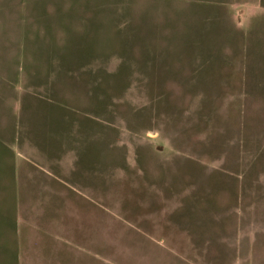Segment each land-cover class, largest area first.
I'll return each instance as SVG.
<instances>
[{"label":"rangeland","instance_id":"374dc122","mask_svg":"<svg viewBox=\"0 0 264 264\" xmlns=\"http://www.w3.org/2000/svg\"><path fill=\"white\" fill-rule=\"evenodd\" d=\"M228 13L0 0V179L65 157L99 264H264V49Z\"/></svg>","mask_w":264,"mask_h":264},{"label":"crops","instance_id":"0c3cea01","mask_svg":"<svg viewBox=\"0 0 264 264\" xmlns=\"http://www.w3.org/2000/svg\"><path fill=\"white\" fill-rule=\"evenodd\" d=\"M208 1L226 6L228 14L251 11L253 41L264 49V0ZM11 157L19 166L14 179H0V264H99L101 205L80 204L70 197L77 188L63 169L67 159ZM4 193L12 194V203L5 204Z\"/></svg>","mask_w":264,"mask_h":264}]
</instances>
